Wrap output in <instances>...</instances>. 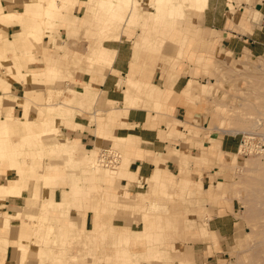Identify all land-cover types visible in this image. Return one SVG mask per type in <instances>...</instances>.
<instances>
[{
    "label": "rangeland",
    "instance_id": "1",
    "mask_svg": "<svg viewBox=\"0 0 264 264\" xmlns=\"http://www.w3.org/2000/svg\"><path fill=\"white\" fill-rule=\"evenodd\" d=\"M44 1L34 0L37 4ZM73 1L63 5L77 6L79 0ZM155 1L149 5L151 10L145 9L139 0H132L131 5L116 4L121 11L106 12L97 0H88L85 13L72 15L74 23L67 26L57 12L61 9H54L52 36L21 42L11 60H5L8 52L6 44L1 43L0 62L5 60L2 68L4 63L12 64L5 74L1 73L2 83L4 75L13 71L18 75L23 70L39 73L41 76L34 79L40 81L31 83H43L51 89L48 105L39 111L38 119L27 115L24 120L15 118L13 108L6 103L11 99L10 88L2 90L7 95H0V206L25 191L32 195L26 207L14 216L0 210L2 223L6 216L21 220L12 233L16 241L14 237L11 240L10 230L0 226L1 247L6 251L13 247L11 258L16 264H54L56 255H60L62 264H174L180 258L178 254L171 255L172 248L183 251L180 245L184 236L185 241H194V231L199 228L203 237H209L201 220L206 215L210 218L215 209L219 215L232 212L237 222L227 260L221 264H264V55L228 58L219 50H210L213 47L199 35L190 33L185 24L200 19L204 0H173L172 15L169 0L160 1V13L154 8ZM71 8L64 11L69 15ZM38 9L30 7V18L43 12ZM154 11L155 14L148 13ZM8 23L14 22L9 20L4 25ZM21 26L24 28V24ZM66 27L67 37L74 43L60 47L59 42L64 44L66 39L60 30ZM124 27L140 31L133 43L129 75L138 78L130 84L133 96L145 97L148 87L142 81L153 73L156 79L164 80L172 79L184 67L195 69L196 75L202 76L198 95L186 90L182 95L184 104L203 114L201 121L208 128L205 135L216 131L220 136L226 133L240 140L238 151L223 153L220 143H212L201 158L171 153V160L180 161V167L170 172L157 158L154 178L146 180L135 178L130 168L131 154L140 151L138 141L133 140L132 148L129 139L102 146V138L111 137L100 111L91 116L99 137L96 148L86 149L79 141L62 135L61 124L73 119L76 109L93 113L97 102L93 86L79 84L75 79L71 82V78L82 70L96 78L99 72L111 67L113 52L104 56L102 43L105 39H119ZM1 31L2 25L3 36ZM44 36L50 37L49 44L44 42ZM35 49L43 52L41 62L45 63V70H29L26 62H20L26 57L34 63L36 60L30 61L29 56H35ZM68 62L71 67H65ZM49 63L55 67L47 68ZM161 91L153 86L148 95L158 102ZM131 93L127 92V97ZM57 117L62 121L49 128L46 121ZM105 117L112 120L110 115ZM185 128L187 131L181 137L191 141L192 136H197L198 130ZM105 151L107 157L103 162ZM214 156L217 157L212 163L207 161ZM9 170L17 171V179L7 180ZM44 176L55 178L56 184L49 188L58 192L57 200L62 198L64 189L69 207L59 205L45 192ZM206 206L210 210L205 213ZM46 242L50 246L47 249L43 247Z\"/></svg>",
    "mask_w": 264,
    "mask_h": 264
},
{
    "label": "crops",
    "instance_id": "2",
    "mask_svg": "<svg viewBox=\"0 0 264 264\" xmlns=\"http://www.w3.org/2000/svg\"><path fill=\"white\" fill-rule=\"evenodd\" d=\"M87 1L79 0L75 7L71 5L70 7L73 8L72 13L68 15L67 12H64L66 16L68 15L66 20L71 21L72 15L76 16L80 15V13H85L86 7L84 4ZM139 2L144 5L145 9L151 10L149 5L153 3L152 0H139ZM0 6L3 8L4 13L23 12L25 9L24 2L15 0H0ZM199 15V20L188 22L185 26L186 28L189 27L190 33L193 32L195 36L199 35L202 41L208 42V46L213 47L210 50H219L228 58H254L264 55V0H204L203 10ZM32 18L30 22H22V24L38 27L35 17ZM22 31L21 24L8 23L2 26L1 33L5 38L11 40ZM65 31L68 32L67 27L60 30L61 35L63 37L66 36L64 44H61L62 41L59 42L58 46L60 47H65L68 43V45L72 46L74 43L73 39L67 37ZM123 32L119 39H105L103 41L104 48L114 53L111 67L99 72L96 78L84 70L78 71L71 78V82L75 79L79 84L93 86L95 94H97V102L93 113L81 112V109H76L77 115L61 124V126L63 125L60 128L62 135L71 140L79 141L86 149L96 148L99 137L97 136L96 124L91 123V116L92 114L96 116L97 111H100L103 114L102 118L105 126L109 127L108 132L111 137L110 139L102 138V146L104 147L105 143H116L117 139L138 141V149L142 152L140 154L135 151L131 154L130 168L134 172L135 178L146 180H153L157 158L161 159L162 164L170 172L176 171L180 167V161L171 160L174 156L171 153L179 152L191 158H201L207 149L211 147L212 143H220V149L223 153L233 154L238 151L240 140L226 133L220 136L216 131L205 135L204 131L208 128L201 121L203 114L199 111H193L189 105L186 106L184 104L182 95L186 90L191 92L192 95H198L197 86L202 76L196 75L197 71L195 69L184 67L180 69L181 73H176L172 79L164 78V80L161 78L156 79V74L153 73L152 76L142 81L148 87L145 97L143 95L133 96V89L130 84L133 80L137 82L138 78L135 79L133 76L129 77V75L134 57L133 43L140 35V31L136 30L134 32L132 29L129 30L124 27ZM57 34L55 33V35ZM44 39H46L44 42L48 44L51 41L50 37L47 36H44ZM19 46L20 44H18L17 48ZM32 51L36 60L34 63H29L26 57L22 58L23 60L20 58V62L22 64H24L23 61L26 62L27 64L25 63V65L29 70H45V63L41 62L44 58L43 52H39L36 49ZM1 52V54L5 53L3 50ZM59 56H62L61 51ZM52 61L57 62V58H53ZM10 65L12 66V64L4 63L3 68L0 66V75L1 73L5 74V70ZM48 65L55 67L51 63ZM70 65L71 62H68L65 67ZM188 71L189 73H187ZM39 76H41L39 73L29 74L26 79L27 82L29 81L27 83L18 77L17 74L4 75L6 79H4L5 83L3 82L1 85L0 95L4 93L2 91L4 88H10L11 99L7 100L6 103L8 108H13L15 118L24 120L29 116L38 119L39 111L48 105L51 89L44 86L43 83H31L40 81L34 79ZM172 81L174 83L171 87ZM125 82H127V85ZM153 86L163 90V92L158 93V98L160 99L158 102L148 95ZM127 92H132L130 97H127ZM4 94L7 95V93ZM26 106L29 107L27 108ZM107 115L112 116L111 121L108 120L109 117H105ZM58 121H62V119L57 117L55 119L56 125ZM72 126L77 127V129ZM186 126L198 130L197 136H192L191 141L181 137L187 131ZM90 131H95V133ZM188 135L187 132L186 136ZM216 157H210L206 160L212 163V160L216 159ZM16 177H18V174L15 170H9L6 175L7 180H15L17 179ZM157 184V181L154 182V185ZM29 197H32L29 191H25L18 197H11L5 201L4 206H0V210L14 216L26 207V201ZM57 197L58 192L55 194L56 199ZM208 210L210 208L206 206L205 213ZM218 212L219 210L215 209L210 218L206 215L204 220H201L205 223V229L210 233L209 237H203L199 228L194 231V241H185L186 236L183 235L184 238L181 240L182 245L180 246L184 252L176 250V246V248H172L171 255L178 254L180 258V261L175 260L174 264H221L222 261L227 260V249L235 234L237 222L232 212L225 211L223 215L217 214ZM16 221H19V223L15 224L14 222ZM12 223L14 226L21 225V220L13 219ZM13 237L15 238L11 234V240ZM13 241H16V238ZM1 244L2 239L0 238V264H16L11 258V249L13 247L10 246L9 250L6 251L2 249Z\"/></svg>",
    "mask_w": 264,
    "mask_h": 264
},
{
    "label": "bare ground",
    "instance_id": "3",
    "mask_svg": "<svg viewBox=\"0 0 264 264\" xmlns=\"http://www.w3.org/2000/svg\"><path fill=\"white\" fill-rule=\"evenodd\" d=\"M16 1H22V2H24L25 3V6H24L25 7V10H23V12H21L19 14H16V12H8V13H2V14H0V26L1 25L3 26L4 23L9 22V20H10V22H14V23L17 21L18 24H21L24 20H28L27 22H30V20L33 19V18H30V16H29L31 14L30 12L32 11V10H30V7H33L35 9V6H37V8H39L38 10L41 11V9H43V12H36L37 14H35V16H33V17H36L37 16L36 17V21L38 23V27H35V26H25L24 25L23 26L24 27L23 28V31L21 33H18L14 37V39H11V40L5 38L4 36H0V45H1V43H5L6 44V51L8 52L7 57H6L5 60H7V58L11 60V57H13V55H15V52L17 51L16 48H17L18 44H20L21 42H24L25 40L30 41L31 39H35V38L42 39L43 38L42 37L43 35L52 36V26L54 24L53 21L56 20L55 19V16H54V9H61L60 11H57L58 13H61V19H60L61 21L63 20V21H65L66 24H69V25H71V24L74 23L73 21H68V19L66 20V17H68V15L66 16L64 14V12H66L64 10L67 9V7L68 6H71L72 4L63 5L65 2H70V1H72V3H74L73 0H45L43 2L44 4H42V3L37 4V2L36 3L34 2V0L33 1L32 0H16ZM97 1L100 4V6H102L103 10H106V12H111L112 10L118 11L119 8H116L117 7L116 4H123V5L124 4L125 5H131L132 4V0H97ZM160 1L161 0H159L157 2V0H156L155 3H154V8L156 9V12L157 13H160V5H161V2ZM169 1H170V6H171L170 8H171V15H172L173 9H174V5H173L174 2H173V0H169ZM184 1H189L190 2V1H194V0H184ZM195 1L198 2V3L201 2V0H195ZM102 3H104V5ZM119 11H121V9H119ZM25 13H29V14L27 15ZM148 13L155 14V11L154 12H148ZM39 18L40 19L42 18L43 21L40 22ZM39 26H41V27H39ZM0 49H3V48H0ZM103 49H104V56L105 55H110L111 51L107 50L106 48H103ZM34 57L35 56H30V61H34L35 60ZM5 60H3V61H5ZM112 60H110V62ZM3 61L0 62L1 66L3 65ZM19 68H20V66H19ZM47 68H53V67H50L48 65ZM13 73H14V71H13ZM31 74H33V73H31ZM35 74H37V73H35ZM28 75H29V73L28 72H24L23 70H20L19 73H18V77H20L25 82H27L26 79H27V76ZM1 85H2V80L0 79V89H1ZM46 123H47V125H48L49 128L55 127L54 126L55 125V120L52 119V118L48 119L46 121ZM50 132H51V130H50ZM48 134H50V133H47L46 135H48ZM128 141H130V143H128V145L131 148L134 147V144L135 143H134L133 139H129ZM10 148H11V152L14 153L15 150L13 149V147L11 146ZM139 152H142V151H139ZM1 159H2V157H0V160ZM0 165H2V164H0ZM43 179H44V182H45V185H46L44 187L45 188V192L48 193L49 196H51V197L53 196V198H54L53 200L56 203H58L59 205L69 207V205L71 203H70L69 200H66L64 189H61L62 190V194H61L62 198L60 200H57L55 198L56 192H54V189H50L49 188L50 185L52 186V185H55L56 184V182L54 181L55 178H52V177L49 178V177H45L44 176ZM44 214H43V217H44L45 220H47L48 217H47L46 214L45 215ZM60 214L63 215V217H65L67 215V214L64 213V211H61ZM11 219H12L11 217L6 216L5 217V223H2L3 221L0 222V226H3L4 228H7L8 230H10L11 231V234H12V233L15 232L16 226L13 225V223L11 222ZM18 219H19V216H18ZM48 245L49 244H47V242H46V246L47 247L46 246H43V245L42 246L47 249V248L50 247V246L48 247ZM22 257H23V254H22ZM59 258H60V255H56L54 257V259H53L54 264H62V260H61V258L60 259ZM23 259H25V258L23 257Z\"/></svg>",
    "mask_w": 264,
    "mask_h": 264
},
{
    "label": "built area",
    "instance_id": "4",
    "mask_svg": "<svg viewBox=\"0 0 264 264\" xmlns=\"http://www.w3.org/2000/svg\"><path fill=\"white\" fill-rule=\"evenodd\" d=\"M106 153H107V151H105L104 154H102V157L104 158V159H103V160H104L103 162H105V160H106V159H105V158L107 157V156H106ZM110 163L112 164L113 161L111 160Z\"/></svg>",
    "mask_w": 264,
    "mask_h": 264
}]
</instances>
